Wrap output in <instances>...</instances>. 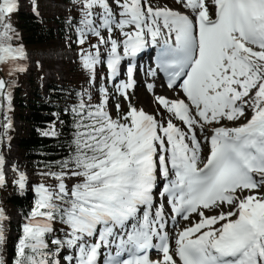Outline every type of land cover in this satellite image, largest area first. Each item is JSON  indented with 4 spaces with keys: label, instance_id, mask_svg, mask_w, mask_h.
<instances>
[{
    "label": "snow or ice",
    "instance_id": "1",
    "mask_svg": "<svg viewBox=\"0 0 264 264\" xmlns=\"http://www.w3.org/2000/svg\"><path fill=\"white\" fill-rule=\"evenodd\" d=\"M74 3L77 43L97 41L80 53L90 84L97 65L106 62L115 81L127 59L128 80L115 88L130 100L131 61L159 48L147 74L163 73L182 98L157 96L164 111L156 115L129 102L113 118L106 87L97 103L88 89L79 93L70 153L42 173L54 183L35 186L10 264H264V0H176L178 9L152 0ZM18 10L19 0H0V66L9 75L25 70L11 21ZM10 87L0 78L9 110ZM4 165L0 156V187ZM14 183L23 192L26 175ZM164 199L172 223L197 217L176 234L174 249ZM6 219L0 209V250ZM153 250L162 258L152 260Z\"/></svg>",
    "mask_w": 264,
    "mask_h": 264
},
{
    "label": "trees",
    "instance_id": "2",
    "mask_svg": "<svg viewBox=\"0 0 264 264\" xmlns=\"http://www.w3.org/2000/svg\"><path fill=\"white\" fill-rule=\"evenodd\" d=\"M38 1L34 0L30 8L19 10L11 17L12 24L18 33V39L14 41L16 46H21L31 52L53 47L57 40L54 26L59 39L69 42L78 53L84 50L92 40L96 41L95 37H89L86 44L77 43L80 11L79 5L74 3V0H65L71 6L70 15L65 14L56 18L45 15L40 17L36 14L35 6ZM78 53L74 66L69 70L65 85L60 86L49 81L46 98L42 96L41 88L38 86V82L44 77L42 68L35 67L32 72L27 73L24 70L12 75H9V72L4 74L0 70V78L11 85L10 110L7 107V100L0 97V105L3 106L0 107V153L3 142L17 136L13 117L21 120L23 127L17 137V152L21 159L18 169L23 171L26 168L32 177H41L42 181H38L39 184L53 183L42 173L55 170V162L67 157L70 153L74 122L72 108L78 102V94L86 89L85 81H89L90 75L88 70L83 68ZM96 71H98L97 66ZM96 74L100 81L102 73L99 71ZM93 99L98 102L100 93H96ZM128 107L124 112L128 111ZM118 115L122 116V112ZM9 122L11 127L5 130L3 125ZM52 129H55L56 136L43 134ZM14 181L16 180L7 179L5 185L0 187V209L7 217L4 221L6 242L0 251H2L6 264H10V258L14 257L16 245L22 235V226L36 199V194L29 189L25 188L21 192ZM14 209L19 214V220L15 225L9 218V213Z\"/></svg>",
    "mask_w": 264,
    "mask_h": 264
},
{
    "label": "rangeland",
    "instance_id": "3",
    "mask_svg": "<svg viewBox=\"0 0 264 264\" xmlns=\"http://www.w3.org/2000/svg\"><path fill=\"white\" fill-rule=\"evenodd\" d=\"M29 1L30 0H25L26 3H24V6H22L23 7L21 9L22 11L27 10L29 8ZM62 1L63 0H39L35 6V8L37 9L36 12L38 13V15L40 17H42V15H45V16L50 17V18H56L57 16H59V17L63 16V15H65L64 13L70 15L71 12H70L69 7L64 5V2H62ZM56 2L58 3V5L55 4ZM152 3L156 6H166V7H172L175 9L179 8V6L176 3V0H152ZM96 42L97 41L92 40V42L89 45H87L84 50H91V45L96 43ZM63 48H64V52H67V49L72 48V46L69 42L56 40V44L53 46V48L52 47H51V49L48 48L50 50L46 51V53H44L42 55L41 60L36 59V63H37V64L35 63L36 67L42 68L45 78H46V75L47 76L51 75L52 73H55L56 71L62 72L63 74L67 73L66 77H68L69 70L74 66V60L75 59L71 60L70 55H69V57L68 56H62V59L60 57H58L57 54L60 51H62ZM57 49H59V50H57ZM38 51H40V50H38ZM38 51H36L37 53H35V55H33V56L40 58V56H38L39 55ZM51 51H53V52H51ZM104 51L105 50L103 48H101V52L103 53ZM72 53H76V52H72ZM80 53L81 52H79L78 54H80ZM76 57H77V54L75 55L74 58H76ZM30 61H31V56L28 52V53H26V58L24 60L25 65L23 64V66H26L28 64L30 65V63H31ZM55 69H57V70H55ZM97 70L98 71H96V73H99V71L102 73L101 77L99 78L100 79L99 84L96 81L97 75H98V74H96V79H95L94 84H90L89 81H85L86 89H88L91 92L93 97L96 95V93H99V89L102 86L106 87L108 89V92L110 94L108 110L113 117L118 115V112L115 108L116 104L121 105L120 112H122V115H124L126 113L124 111L129 106V102L131 103V105H133L138 110H143L148 114L156 115L158 111H161V112L164 111L162 108H160V106L156 102L157 96H164L170 100L175 99V96H173V95L167 96V95H165L164 90H161L159 88L155 89L154 91L152 90L150 92L149 89H146V87H144V84L141 80H137L139 82V85H137L135 87V89L129 90L128 95H129L130 100H125L123 96H121L119 93L116 92V88L114 87L115 85L113 86L111 81H109L107 79V76H108L107 70L104 68V65L103 64L97 65ZM32 71L33 70L30 69V72H32ZM44 77L38 82L39 87H43V85L45 84L46 80ZM93 103H97V101L95 99H93ZM249 115H250V113H249ZM157 119H161V117L157 116ZM166 119H167V116H165V120ZM174 122L177 123L178 125L180 124V123H178V121H174ZM243 122H246V121H244V119L241 118V121H239L238 123H243ZM13 125L17 131V129H18L17 121L15 124L13 122ZM14 142H15V139L13 137L11 139L5 140L1 146V153H2V156L5 160V167L7 168V170L11 169L13 172L9 178L7 177V179H11V180H17L18 179V176H19L18 165L21 161L20 160V154H19V152H17L18 150L14 147ZM5 167H4V170L6 169ZM26 171L27 170L25 168V169H23V172H22L27 177L26 189L33 191V188L35 186L39 185L38 181H42V180H37V179H39L37 177L30 178V176L28 174L30 172L29 171L26 172ZM228 210L229 209L227 208V206H225L224 211H228ZM206 214H208V215L218 214V210L212 211V212H207ZM9 218L11 219V222L15 225L19 220L18 212L15 211V209H14L13 212L9 213ZM194 218H195V220L197 219L196 216H194Z\"/></svg>",
    "mask_w": 264,
    "mask_h": 264
},
{
    "label": "bare ground",
    "instance_id": "4",
    "mask_svg": "<svg viewBox=\"0 0 264 264\" xmlns=\"http://www.w3.org/2000/svg\"><path fill=\"white\" fill-rule=\"evenodd\" d=\"M62 2H64V0L62 1ZM53 4V3H52ZM56 5H58V3L56 2L55 3ZM60 4V3H59ZM62 4V3H61ZM64 5H65V3H64ZM69 7V9H70V7L71 6H68ZM66 8V7H65ZM71 10V9H70ZM59 11V10H58ZM64 14H66V13H64ZM44 16V15H43ZM57 17H59V16H57ZM62 18V17H61ZM54 20V19H53ZM54 29H55V33H56V37H57V41H59L60 39H59V36H58V32H57V29H56V27L54 26ZM60 43V42H59ZM65 46V45H64ZM51 49V48H50ZM50 49H46V50H40V51H38V53H39V55L38 56H40V58H38V57H35V56H33V55H35V53H37V52H31V51H29V54H30V56H31V63H30V65L28 64L27 65V73H29L30 72V69L31 70H34V68L36 67V64H35V62H36V59H40L41 60V57H42V55L44 54V53H46V51H48V50H50ZM57 50H59V49H57ZM64 51V49L62 50V51H60L58 54H57V56L58 57H60L61 59H62V52ZM51 52H53V51H51ZM72 52H74V50H72L71 48L70 49H67V52H66V54H64V56H68L69 57V55L71 56V60H74L75 58V53H72ZM50 54V53H49ZM56 56V57H57ZM58 59V58H57ZM44 60V59H43ZM73 62V61H72ZM56 66V65H55ZM49 67V66H48ZM66 69V68H65ZM55 70H57V69H55ZM54 71V70H53ZM67 74V73H66ZM66 74H63L62 72H58V71H56L55 73H52L51 75H46V78H45V80H46V82H45V84L43 85V87H42V96L43 97H47V93H46V89H47V85H48V83H49V81H52V82H54V83H56V84H58V85H60V86H62V85H65V83H66V81H67V77H66ZM146 89H148V87H146ZM165 92V95H167V96H170L171 95V92H167V91H164ZM16 121H17V127H18V129H17V136H15L14 137V139H15V142H14V147L17 149V137H18V134L19 133H21V128L23 127V125H22V122H21V120H19V119H17V118H14V124L16 123ZM16 126V125H15ZM54 127H56V123H54ZM21 160V159H20ZM28 171V170H27ZM26 171V172H27ZM25 172V173H26ZM29 174V173H28ZM29 176H30V178H33L32 177V175L31 174H29ZM37 178H39V179H37V180H41L40 178L41 177H37ZM37 183V182H36ZM35 184V183H34Z\"/></svg>",
    "mask_w": 264,
    "mask_h": 264
}]
</instances>
